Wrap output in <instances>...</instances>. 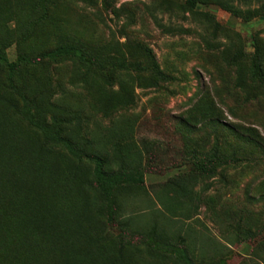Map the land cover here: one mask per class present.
<instances>
[{"label":"rangeland","instance_id":"obj_1","mask_svg":"<svg viewBox=\"0 0 264 264\" xmlns=\"http://www.w3.org/2000/svg\"><path fill=\"white\" fill-rule=\"evenodd\" d=\"M59 44L81 56L23 65L11 89L3 58ZM0 133L64 196L41 262L264 264V0H0ZM6 223L0 246L25 242Z\"/></svg>","mask_w":264,"mask_h":264},{"label":"trees","instance_id":"obj_2","mask_svg":"<svg viewBox=\"0 0 264 264\" xmlns=\"http://www.w3.org/2000/svg\"><path fill=\"white\" fill-rule=\"evenodd\" d=\"M189 1L190 3H194L195 0ZM46 16L47 12L44 9L40 20L45 21ZM39 51L30 52L29 54L22 52L15 61H9L8 58L2 59L7 66V79L11 89H19L14 81V76L20 74L21 66L23 65L31 66V71L35 73L34 69L36 67L34 66L42 63L45 58L61 57L67 54L81 56L76 49L66 44H59L54 48ZM148 53L149 56L154 57L151 49H148ZM22 91L23 105L26 106L24 118L28 120L30 126H33L32 128L38 126L42 130L49 129V127L45 126L47 112L38 113V105L36 104L37 94L30 95L25 88ZM9 102L17 106L16 100H10ZM12 145L15 146L14 143ZM10 150L13 149L11 147L6 149L0 137V207L5 206V208L0 209V222L7 220V223L9 221L11 224H14L19 220L23 226L17 229L20 232L25 230L29 236H27L25 242L22 241L20 244L19 237L13 235L11 237V234L3 235L1 239L3 245L0 246V264H4L1 261L5 257L4 253L7 252L8 248L14 256L17 255L23 260V264H49L46 263V260L41 262V257L49 258L50 261V255L52 256L55 253L53 247L50 245L54 243V235L56 236L58 233L59 228H57V224L54 226V221L56 219V213L60 214L64 196L62 195L58 211L61 194H56L55 197H52L51 190L40 182L36 184L33 176L29 174V168L35 166L30 148L27 145H23L18 151L17 156L8 155ZM23 165L27 166L28 169L26 171H22L25 167ZM195 167L196 169L208 170L204 164H199ZM58 170V164L53 163L52 172L55 176L59 174ZM34 192L42 200L45 199L43 201L47 200L50 203L49 209L46 208L43 201L39 202L38 208H36L35 204L29 203V196ZM64 212L66 213V210L63 208ZM25 216L26 221L24 222L23 219ZM28 237H32L34 240L28 243ZM14 261L15 258L13 263ZM53 263L57 264L55 261Z\"/></svg>","mask_w":264,"mask_h":264}]
</instances>
